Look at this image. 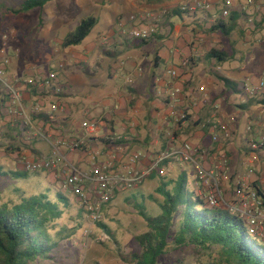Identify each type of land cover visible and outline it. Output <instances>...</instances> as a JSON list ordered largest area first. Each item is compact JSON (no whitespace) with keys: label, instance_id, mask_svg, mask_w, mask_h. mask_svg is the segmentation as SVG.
I'll use <instances>...</instances> for the list:
<instances>
[{"label":"rangeland","instance_id":"rangeland-1","mask_svg":"<svg viewBox=\"0 0 264 264\" xmlns=\"http://www.w3.org/2000/svg\"><path fill=\"white\" fill-rule=\"evenodd\" d=\"M140 1L142 2L143 0ZM192 1L193 0H185L179 2V5ZM22 2L23 0H0V50L4 49L11 59L8 69L9 73L13 74L11 81L19 79L21 76L19 75L20 70L26 66L30 67V79L34 80L39 78L44 79L52 73H57V81L63 86V95L61 96H73L71 97L72 100L82 102L80 106L83 107H79V110H77L75 104L69 103L67 107L65 106V108L69 109H67V112L63 113L70 117L71 127L74 130L84 131L83 123L88 121V119H86L88 111L84 107L90 105L92 101L91 98L98 97L101 101L109 100V98L113 100L111 96L125 94L128 90V85L125 83V79L130 76L129 74L133 73V67L127 62L129 57L127 55L128 52L124 53L118 59L117 63L114 64L110 63L107 55L101 48V45L104 46L102 44V39L104 37H109L110 31L114 28V16L110 13V7L108 5L117 4V6L125 5L124 7H126L127 4H129L128 0H79V5L76 4V0H59L58 2L46 6L44 9L20 15H13L7 10L9 7H18ZM235 2L237 3V0H235ZM262 7H260L259 12L256 13L259 18L254 22V25L249 21V18L244 17L242 19L244 24L239 25L230 36H225L220 32H217V34L209 33L208 31H205L206 28L205 30L201 28L198 30L201 32L200 34L204 36L203 41H200L199 39L195 40L192 33H186L181 36L179 47L181 49H187L189 45L194 47V44L197 43L198 46L201 47L202 53H206L212 48L219 49L220 51L222 48H225L228 53L234 51L238 56L241 53L240 51H243V54L248 53V57H251L252 55L257 57L258 54H261L262 60H264V23L255 27V23L261 22L264 17V9H262ZM91 8H94L95 10L88 14ZM167 9L170 12V9L172 10L173 8L167 7ZM144 11L146 10H136L133 13L128 12L129 14L126 15L120 14L118 17L119 20L124 21L126 18L128 20L132 16H137L134 20V22H137L138 18H140V15L143 14ZM247 14L250 15L249 13ZM87 17L96 18L98 21L97 25L80 45L73 46V48L77 50V53L88 57L90 60L94 58L93 54L103 58V61L98 63V75L96 77H91L87 73L79 75L77 71H85L86 66L83 65L82 61L79 59L73 62L75 56H72L71 54L69 58L66 57L65 51H67V48L62 46V40L65 36L75 29L77 23H80L82 19ZM228 19L229 17L224 21L227 22ZM174 20L176 22L180 20V18L174 17ZM247 26L249 27L247 28ZM257 39H260L259 43H257ZM135 42L136 40L131 38L130 43L133 44ZM171 42L174 45L176 40L166 36L165 40L153 39L142 49L135 47L131 49L132 52H135L136 55L140 56V59L142 60L140 66L145 76H148L151 70L155 74V80L157 82L170 79V74L168 73L171 66L170 64L162 63L160 64V67L152 68L149 61L153 60L157 52L161 51L160 53H162L173 49V45H170ZM91 43L96 45L98 49L94 53L87 55L84 53L83 49ZM186 58L190 59V56H187ZM61 64H63V67H61ZM67 64H72V66ZM198 64L201 65L200 68L197 69L195 67V69H193L190 67V69L187 70V75H183L186 78L187 87L185 89L193 87L197 82V79L194 81V78L200 77L201 79L205 77V75L210 77L214 75V73L209 70V61H206L204 58H198L197 65ZM229 64L230 62L222 63L223 70H226ZM109 66L112 67L115 75L113 81H109L107 78V70ZM192 69L194 76L190 75ZM240 71H242V74L236 73L234 75L240 78V84L243 85L248 79L247 75H249L251 70L247 72H244L243 70ZM254 74L255 77L259 76L257 75V72ZM78 75L79 77L77 78ZM71 78H77L75 84H72L73 87L71 85ZM203 79L205 80V78ZM213 79H215V77ZM215 80V83L220 85L219 81L217 79ZM26 86L30 87L32 85L24 82L19 84L21 92L24 91L23 89ZM34 88L38 91L37 87ZM144 88H146V86ZM231 92L235 101L246 97L244 93L237 94L233 91ZM4 94H7V91L2 88L1 96H4ZM25 108L29 119L32 121V116L35 115V112H28V107L25 106ZM233 109L234 113H238L240 121L236 128L234 136L235 140L229 147L233 151L235 157L234 160L238 161V154L242 151L241 145L245 143L244 133L246 132V118L249 116V113L239 111L237 108ZM9 120L15 121V117L10 116L6 107H4L3 111L0 112V163L11 168L16 167L15 162L11 160L12 154L14 153L13 151L11 153L5 151V148L11 144V141L6 138L8 130L5 122H10ZM227 123L231 125L230 122ZM40 132L44 137H49L52 141L55 138L54 136H50L48 132L43 131L42 128L40 129ZM255 134L256 133H252L251 137L258 139ZM77 139L76 131H73L70 135L61 136V140H67L68 142H74ZM40 142H42L41 146L44 150V155L46 157L50 156L52 149L50 152L49 142L42 136H40ZM81 145L83 146L84 144ZM14 146L18 147L20 145L15 144ZM84 147L85 149L78 148L75 151H78V153H84L87 146L84 145ZM135 154L138 155L139 159H142L138 152H134L129 155L125 163H128L129 158ZM252 154L254 155L256 152L252 151ZM20 157L21 155H19V158ZM19 158L15 159L19 160ZM250 158L253 157L250 156ZM22 161V167L20 166L18 169L14 168V170L25 169V164L28 159L24 158ZM256 162L260 165L262 163L264 164V160H256ZM125 163L120 161L115 162L114 170L122 173V167ZM151 166H153V163H149L144 167H139L136 164L134 166V171L139 169V173H142L147 171ZM181 167L184 168L188 176L195 174L192 165L183 162ZM251 167H254V165ZM90 168L91 167L82 171L89 173ZM161 168L155 170L152 177H146L140 185L132 188L136 191H134L133 195H128V193H115L111 203L103 209L101 220H104L105 223L116 231L118 239L122 243L123 249L126 252L141 251L142 248L137 242L136 236L148 230L146 221L138 213L139 208H145L151 215L162 213L163 211L160 203L164 202L165 196L156 193V189L161 186V183L164 181L168 184L171 192L176 194L182 184V170L178 163L170 164L167 168V172H164L163 174L160 172ZM70 171L71 169L69 170V168H67L66 171H60L58 167L49 171H43L40 176L32 173L27 179L11 180L0 177V188L3 193L2 200L19 201V198L12 192L14 186L24 189L28 195L37 193L50 195L49 190H51V193L61 190L71 198L72 208L65 211L59 222L60 224L67 225L69 228L80 227V229L77 230L75 235L61 242L59 249L53 253L52 260L46 261V264H125L118 257L113 241L106 237L105 231L98 227L97 222L85 214V212L82 214V217H80L81 210H84L81 198L73 195L63 186V179ZM250 171L253 172L252 169H250ZM192 184H195V182ZM93 186L91 180L87 181V188H93ZM189 186L192 189L191 182H189ZM120 191L123 190L120 189ZM151 194L155 195V200L140 196L144 195L145 197H148ZM136 195L137 198H135ZM201 198L207 203L204 197L201 196ZM128 199L130 200L128 201ZM254 240L261 246H264V240ZM219 250L218 247L212 249L195 248L193 246L176 248L175 245L171 244L167 249L166 254L160 258L158 264H215L219 259V254L217 252Z\"/></svg>","mask_w":264,"mask_h":264},{"label":"crops","instance_id":"crops-1","mask_svg":"<svg viewBox=\"0 0 264 264\" xmlns=\"http://www.w3.org/2000/svg\"><path fill=\"white\" fill-rule=\"evenodd\" d=\"M58 1L59 0L55 2ZM182 1L185 0H143L142 2L140 0H128L129 4L126 3V7H124L125 5L117 6V4L108 5L110 7V13L114 16V28L110 31L109 43L104 46L101 45V48L107 55L110 63L114 64L117 63L118 59L124 53L128 52L127 55L129 57L127 62L133 67V73L129 74L130 76L125 79V83L128 85V90L125 94L111 96L113 100L109 98V100L106 101H101L100 98L94 97L91 98L92 101L90 105L84 107L88 111L86 119L99 121L101 118H105L110 122V124L106 127L99 125V131L90 133L86 130H74L71 127L70 117L63 113L67 112V109L69 108L50 113L51 106L53 104H60L67 107L69 103H73L76 105V109L79 110V107H82L80 106L82 102L72 100L71 97L73 96L64 97L56 95L53 92H48L47 90L42 92L39 89L38 91L34 89L36 93L33 94L29 86H26L25 88L23 87L24 105L28 107V112H35V115L32 116L31 123L27 126L25 125L27 127L26 129L20 126L19 132H13V129L17 127L15 122L20 119L15 118V121L9 120L10 122H5L8 132L20 140L18 143L20 145L18 146L20 147V150L12 154L11 157V160L15 162L16 167L11 168H20L23 162L22 159L24 158L29 161L46 157L41 146L42 142H40V136L42 135L40 132L41 128L43 131L48 132L50 136L55 137L53 139L55 143L61 140L62 135H70V133L76 131L77 140L87 146L86 151H84V153H78V151H70L66 148L62 149V152L65 155L66 163L59 167L60 171H66L67 168H69V170H85L91 167L94 163L104 165L108 162L109 154L111 152L116 153V162L120 161L125 163L131 153L138 152V154L142 157V159H138L137 165L139 167H144L149 163H153V166L149 168L150 172L147 176L152 177L154 174V168H156V166L157 168H160V154L162 152L168 151L171 148H177L184 142H190L193 145H197L202 148V155H197V158L207 168H211L215 157L219 155L220 152H226L228 154L232 181L225 187L224 196L227 200L232 199L233 193L236 189V183L240 179L253 182L257 188L263 191L264 164L262 163L260 165L256 162V160H264V146L260 147L256 154L253 155L249 143L251 141L261 143L264 136V99L246 97L235 101L232 97L231 90H228L224 82L219 78V75L227 77L239 84L240 88H243L244 84H240V78L236 77L234 74H242V71L240 70H243L244 72L251 70L249 75H246L252 82H257L260 77L264 76V60H262L261 54H258L257 57H254L253 55L248 57V53L243 54V51H240L241 53L238 56L233 51L230 53L233 55L232 58L227 61L230 62L227 69L223 70L222 68V71L218 72L216 67H222V63L217 62L215 59L208 60L205 58V54L210 49L206 53H202V49L197 43L194 44V47L189 45L187 48L188 50L185 48L181 49L179 47V40H181V36L186 33H192L195 40H204V36L200 34L201 32L199 30L201 28L205 30L206 28L205 31H208L212 24H214L218 19H221L218 16L220 15L222 8L221 1L223 0H211L214 7V10L211 12L183 14L180 17L173 15L172 10L170 9V12L164 16L161 22L155 25L153 24L152 28L154 30V34L158 36L154 39L165 40V37L169 36L176 40V43L173 45L171 42L170 45H173V49L162 53H160L161 51L157 52L153 60L149 61L152 68H158L162 63L170 64L171 66L168 70L169 73L171 69H178L181 67V61L187 56H190L191 62L195 63L193 69H195V67L197 69L200 68L201 65H197V60L198 58H204L206 61H209V70L214 73L212 77H215V79L219 81L220 85L215 83L216 80L208 75L203 77L205 80L203 78L200 79V77L194 78V81L197 79V82L193 85V87L188 89H185L187 86L186 78L184 76H181L178 80H174L170 76L169 80H163L162 82H157L155 80V74L151 70L149 75L145 76L140 66L142 63L140 56L136 55L135 52H132L131 49L134 47L142 49L148 44L141 47L136 46L137 41L131 44V38L123 35L117 29V23L122 21L119 20L118 17L120 14L126 15L142 9L156 12L167 7L174 9L180 4L179 2ZM52 3H49L48 5ZM76 4H80L79 0H76ZM262 4H264V0H255L253 2L250 0H237L233 11L245 12V15H242L239 19L238 26L244 24L242 22L244 17L249 18V21L254 25V22H256L259 18L256 13L259 12L260 7L263 6L262 9H264V5ZM103 8L106 9L105 7ZM94 10V8H91L88 14ZM174 17H179L180 20L175 22ZM124 21L125 23H128L129 19L127 20L126 18ZM78 24L79 23H77V25ZM248 27L249 26H247V28ZM214 34H217V32H214ZM259 41L260 39H257V43H259ZM97 49L96 45L91 43L85 47L83 51L87 55H90ZM66 50V57L69 58L71 55L75 56V60L73 62L79 59L82 61V64L86 66L85 71H77L79 75L82 73H87L91 77H96L98 75V63L103 61L101 56H95V54H93L94 58L90 60L88 57L77 53V50L73 48V46L67 47ZM221 51L226 50L225 48H222ZM69 66H72V64ZM193 69L190 72L191 76H194ZM30 72L31 70L29 66L24 67L19 72V75H21L19 79L22 80L24 78H30ZM255 72L258 73V77H255ZM8 74V77H13V74L9 73V71ZM114 77L115 75L112 67L109 66L107 70V78L109 81H113ZM77 78H71V85L75 84ZM129 78L133 79L132 84L127 82ZM20 83L22 84L23 82ZM175 85L181 86L183 89L182 93L179 95L180 103L179 106H177L178 113L183 111L184 113L191 115L194 120H203L200 126H193L189 122L178 119V116L177 118L170 116V112L173 107L170 103L169 92L172 86ZM145 86L146 88H144ZM200 86L206 88L205 93L199 91ZM250 100L256 102L253 105H248ZM6 105L7 102H3L0 95V108H2L0 109V112L3 111V108L6 107ZM242 105H245V107H242ZM37 108L40 109L36 111L35 109ZM233 108L249 113V116L246 118V132L244 133L245 143L241 145L242 151L238 154V161L234 160L235 157L233 155V151L229 147L235 140L234 136L236 128L240 121L238 113H234ZM40 115L47 117L48 121H46V119H41ZM227 122L231 123V125H229L232 129L231 137L228 139L225 137L222 130V124H227ZM249 127L251 128L250 130ZM110 128H114V137L110 139L112 144H103L101 139H107L109 137ZM252 133H256L255 135H257L258 139L251 137ZM216 134L219 136V141L213 142L212 136ZM119 137L126 139V143L114 144L113 142L115 138ZM84 145L83 148L85 149ZM49 147L51 152L52 146L50 143ZM19 155H21L20 158ZM250 156L253 158H250ZM255 156L259 157L255 159ZM15 158H19V160H16ZM174 163H178L180 165L182 172L185 171L184 168L181 167L183 162L173 160L170 164L172 165ZM170 164L162 167L160 172L162 174L167 172V168ZM250 165H254V167H251ZM250 169H252L253 172H251ZM136 172H139V169H137ZM187 177L188 181L191 182V190L197 192L194 174L192 176L187 175ZM194 182L195 184H192ZM134 191L135 190L133 189H123V191L119 190L116 193H128V195H133Z\"/></svg>","mask_w":264,"mask_h":264},{"label":"trees","instance_id":"trees-1","mask_svg":"<svg viewBox=\"0 0 264 264\" xmlns=\"http://www.w3.org/2000/svg\"><path fill=\"white\" fill-rule=\"evenodd\" d=\"M57 0H23L18 7H9L7 10L13 15L28 14L36 9H43L49 3ZM172 14L182 16L184 13L178 8L172 9ZM245 15L244 11H232L228 21L218 19L208 32H221L230 36L238 26V21ZM264 23H255V27ZM97 20L94 17H87L80 21L77 27L70 32L62 41L64 48L80 45L92 32ZM158 36L154 33L150 38L137 41L138 47L149 44ZM227 51L210 49L205 58L215 59L219 63H225L232 58ZM195 63L190 67L193 68ZM228 90L237 94L243 93V88L235 81L220 76ZM2 86L0 84V95ZM31 92L36 93L33 86ZM48 92L55 91L47 89ZM44 92V91H42ZM56 94V93H55ZM56 95H63L58 93ZM3 102H8L9 94L1 96ZM256 102V101H255ZM253 100L248 105L255 103ZM245 107V105H242ZM41 119H46L40 115ZM193 126H200L203 120H194L192 116L185 113L182 119ZM17 127L13 132H19L20 126L27 128L20 120L15 122ZM99 125L106 127L110 124L105 118L98 121ZM114 137V128H110L109 137L101 139L103 144H112L110 139ZM6 138L11 144L5 148L7 153H15L20 150L17 145L20 140L9 132ZM114 144H124L126 139L115 138ZM82 148L83 146H79ZM173 160L160 161V168L168 165ZM159 170V168H154ZM32 173L41 175L40 171L31 172L26 169L14 170L0 163V177L11 180L27 179ZM182 184L176 194H173L166 182L156 189V193L165 196L164 202L160 203L162 213L151 215L145 208H139V215L146 221L148 230L136 236L141 246V251L126 252L114 231L104 220H98L97 225L105 231L106 237L113 241L118 257L125 264H158L160 258L166 254L171 244L176 248L193 246L195 248L212 249L218 247L219 259L215 264H264V246L258 244L248 233L246 224L239 216L221 208H211L197 194L191 190L188 177L185 171L181 172ZM165 179V178H163ZM12 192L19 198V201H3L2 189L0 188V264H46L52 260L53 253L59 249L61 242L75 235L80 227L69 228L60 224L66 210L72 208L71 198L61 190L49 194H26L24 189L14 186ZM143 198L155 200V195ZM137 198V195L135 196ZM130 199H128L129 201ZM85 210H81V215Z\"/></svg>","mask_w":264,"mask_h":264},{"label":"built area","instance_id":"built-area-1","mask_svg":"<svg viewBox=\"0 0 264 264\" xmlns=\"http://www.w3.org/2000/svg\"><path fill=\"white\" fill-rule=\"evenodd\" d=\"M250 1L253 2L255 0ZM177 7L184 14L211 12L214 10L211 0H193L192 2L183 3ZM234 7L235 0H223L220 15L218 17L227 19L230 17ZM168 12L167 8H163L157 12L144 11L137 22H134L137 16H132L128 23L119 21L117 23V29L123 35L134 38L136 41L147 40L154 33L152 25L160 23ZM109 41V37H104L102 39V44L107 45ZM0 57V84L3 89L7 91V94H9L6 109L10 116L22 120L24 125L27 126L31 123V120L24 106V95L19 89V82L22 81L37 87L40 91L53 89L56 94L63 92V86L57 81V73H52L44 79L39 78L34 80L26 78L22 80L16 79L14 80L15 82L13 80L11 81V78L7 75L11 59L4 49L0 50ZM191 64L192 62L189 58H184L181 61V67L169 71L170 76L174 80H178L181 76L187 75V70L190 69ZM61 67H63V64H61ZM216 70L220 72L222 71V67L218 66ZM127 82L132 84L133 79L129 78ZM182 91L183 89L181 86L175 85L172 86L169 92L170 103L173 107L170 116L174 118L178 116V119H183L185 117L183 111L181 113L177 111V106H179L180 103L179 95ZM199 91L205 93L206 88L200 86ZM243 93L247 98L264 99V76L260 77L255 83L248 78L243 85ZM39 109L37 108L35 110L38 111ZM64 109L65 107L63 105L53 104L50 113ZM83 127L90 133L100 130L99 123L96 120L85 121ZM250 129L249 127V130ZM222 130L227 139L231 137L232 129L228 123L222 124ZM41 136L51 144L53 152L48 157L27 161L25 169L31 172L49 171L60 167L66 163L62 149L66 148L70 151H75L82 144L79 140L74 142L59 140L55 143L49 137ZM212 140L213 142H218L219 136L217 134L213 135ZM249 146L253 152H257L260 147L264 146V136L261 143L251 141ZM197 155H202V148L190 142H184L177 148H171L168 151L162 152L160 154V161L175 159L176 161L178 160L192 165L195 172L194 180L197 185V194L205 198L208 206L211 208L225 209L239 216L246 224L248 233L252 239L264 240V187L263 191H261L253 182L240 179L236 183V189L232 199L227 200L224 196L225 187L232 181L228 154L226 152H220V154L215 157L211 168L205 167V165L198 160ZM256 158L255 156V159ZM138 159L139 157L137 154L131 156L129 162L125 163L122 167V173L116 172L114 170V164L117 160V155L111 152L107 163L104 165L92 164L89 173L78 169H71L63 179V186L66 190H69L70 193L81 198L85 214L94 221L101 220L104 206L112 201L117 191L120 189H132L140 185L148 176L150 172L149 169V171L147 170L142 173L134 171V166L137 164ZM89 180L93 182V188H87V181Z\"/></svg>","mask_w":264,"mask_h":264}]
</instances>
